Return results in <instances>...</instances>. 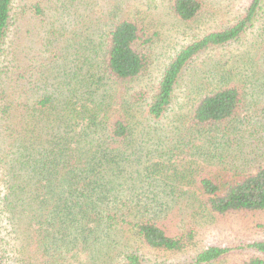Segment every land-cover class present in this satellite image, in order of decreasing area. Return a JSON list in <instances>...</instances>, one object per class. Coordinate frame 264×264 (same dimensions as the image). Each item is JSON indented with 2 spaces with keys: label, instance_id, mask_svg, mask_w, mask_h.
I'll return each instance as SVG.
<instances>
[{
  "label": "trees",
  "instance_id": "16d2710c",
  "mask_svg": "<svg viewBox=\"0 0 264 264\" xmlns=\"http://www.w3.org/2000/svg\"><path fill=\"white\" fill-rule=\"evenodd\" d=\"M13 1L0 0V57ZM72 1L87 11L93 4ZM260 3L252 0L236 23L183 47L152 87H138V81L152 68L156 34L132 20L114 23L98 42L69 40L65 28L56 30V43L64 36L66 46L42 51L40 39L30 62L14 54L9 81L16 84L25 67L37 77L18 82L20 102L0 106L1 113L12 114L22 105L26 114L22 127L16 123L0 133L9 150L2 159L6 194L0 212L17 241L8 244L6 258L0 240V264H143V247L179 253L193 246L198 217L264 213V165L246 172L247 164H231L237 153L246 158L244 147L253 144L264 157V112H251L258 102L247 100V83L235 82L226 69L230 62L213 63L194 82L196 91L186 93L180 113L174 112L193 61L241 40L257 23ZM40 4L32 7L37 20L46 16ZM204 8V0H172L170 11L189 23ZM21 46L15 44L20 53ZM28 47L23 54L35 53ZM48 71L64 79L42 82ZM171 113L178 118L174 137L159 147L166 156L176 151L153 164V129ZM243 249L252 255L240 264H264V241ZM229 252L209 247L193 263L211 264Z\"/></svg>",
  "mask_w": 264,
  "mask_h": 264
},
{
  "label": "rangeland",
  "instance_id": "374dc122",
  "mask_svg": "<svg viewBox=\"0 0 264 264\" xmlns=\"http://www.w3.org/2000/svg\"><path fill=\"white\" fill-rule=\"evenodd\" d=\"M89 1L91 2V0ZM171 1L93 0L92 8L87 11L85 6L73 5L74 1L72 0H14L11 28L0 57V106H4L3 102L7 106L10 103L15 105V100L20 98L18 82L24 83L27 79L36 81L35 77L37 76H32L27 67H25V76L16 84L9 81L16 65L14 54H17L19 60L30 62L36 57L34 55H36L40 39L42 43H45L42 51H51L52 45L58 46L59 49L64 46L66 41L63 36L62 40L64 41L59 40L56 43L54 33L59 32L56 30L65 28L69 40L81 36L85 39L83 42H88L89 39L98 42L118 21L132 20L142 26H147L148 29H151V34H156L152 46L154 60L149 74L138 81V87L144 85L152 87L159 82L165 66L183 47L206 34L236 23L252 2V0H204L205 8L202 15L192 22L182 23L172 15ZM38 2H41L40 5L46 11V16L40 20H37L32 12V7ZM260 4L257 23L247 31L241 40L232 42L223 48L207 51L193 61L192 67L185 72L181 81L183 83L177 92L178 98L174 112L180 113L179 106L183 105L186 93L196 91L194 82H199L203 72H207L216 61L222 65L230 62L231 66L226 69H232L235 82L247 83L248 87L245 91L247 100L250 103L258 102L256 108H252L251 112L253 114L264 112V0H261ZM77 42L75 39V43ZM18 43L20 45L22 43L20 49H24V52L27 53L28 46H32L33 50L36 49L35 53L29 52L26 55L23 54L24 52L20 53L15 49V44ZM48 56H51V52L48 53ZM2 72L6 73L2 75ZM53 72H46L47 77L41 78L42 82H60L64 79L62 74ZM132 87L134 86L132 85ZM17 102L20 101L17 100ZM14 112L16 113L9 114V111L8 114H3L0 112V133H4L9 125L14 127L16 123L18 128L22 127L21 116L26 115L24 107L21 105ZM177 120L175 114L171 113L168 118L156 122L158 126L153 129V164L161 162V157L167 159L168 156L175 153L176 147L166 156L163 153L165 149L159 147V142L165 141L167 138L171 140L174 137L173 123ZM135 139L140 142L143 138L136 136ZM4 141L0 138V196L6 194V175L2 171V163L9 153L8 146ZM186 141V139H182L181 142L185 143ZM185 148L180 147V149ZM258 150L255 144L244 147L243 151L247 157H242L240 153H237L231 159L232 166L247 164L248 168L245 171L252 172L259 165H264V157H258L261 154L258 153ZM255 158L258 159L255 160ZM160 175L162 176V173ZM6 215L3 210L0 212V240L6 250V258H9L11 253L8 255L7 250L9 252L11 249L8 244L15 247L17 241L14 240L15 235L12 227L7 224ZM197 222L198 235L193 246L179 253L143 247L140 252L143 264H194L193 258L198 252L214 246L230 249V252L223 259L211 264H240L252 255V252L243 249V246L252 241H264V213L218 219L203 216V218L198 217ZM11 258L13 257H10V260Z\"/></svg>",
  "mask_w": 264,
  "mask_h": 264
}]
</instances>
